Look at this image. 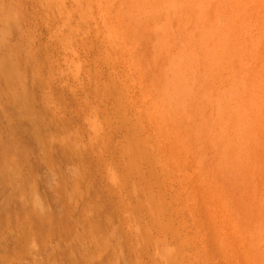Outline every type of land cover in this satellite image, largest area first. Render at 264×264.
<instances>
[{
  "label": "rangeland",
  "instance_id": "rangeland-1",
  "mask_svg": "<svg viewBox=\"0 0 264 264\" xmlns=\"http://www.w3.org/2000/svg\"><path fill=\"white\" fill-rule=\"evenodd\" d=\"M111 1L133 62L88 6L0 0V264H222L210 193L264 223V0Z\"/></svg>",
  "mask_w": 264,
  "mask_h": 264
},
{
  "label": "bare ground",
  "instance_id": "bare-ground-1",
  "mask_svg": "<svg viewBox=\"0 0 264 264\" xmlns=\"http://www.w3.org/2000/svg\"><path fill=\"white\" fill-rule=\"evenodd\" d=\"M71 1L73 2V0ZM74 1L77 2V5L81 7L84 6L86 12L89 9L93 15H96L95 19H97V21L102 22L101 23L102 25L106 24L105 27H107L106 28L107 30H105V32L107 31L106 37L108 38V43H109L108 51L110 54L118 56L121 54L120 51L123 50L122 54L126 52V56H128V59H127L128 61H132L133 59L135 60V57H134L135 53L133 51L129 52V50L125 49L126 46H128V41L124 39L125 34L122 32L123 24H124V21H123L124 16H123L122 9L118 7V5L120 4L117 1L116 2L111 1V0H74ZM124 4L126 6V3ZM77 5L74 4V6L72 7H75V6L77 7ZM87 6H88V9H87ZM96 7L97 9H94ZM126 9H129L128 5ZM203 9L204 11L208 12V9H206L205 7ZM85 10H83V12ZM94 11L96 12L94 13ZM79 13L83 15V13L81 12ZM76 26L79 27V25H76ZM67 29H70V27ZM97 30H99V28ZM76 31H78V29ZM230 46L231 45H229V47ZM131 64L133 65L134 63H131ZM262 89H264L263 86H262ZM262 99L264 101V91L262 92ZM151 120L157 125L158 131L161 132L162 131L161 121L155 119L154 117H152ZM237 123H240V121ZM244 126H246V133H244V138H246L247 135H250V133L259 134L260 130H264V114H262L259 118L256 116V117H251L247 119V123L246 125L244 124ZM242 131H243V128H242ZM246 142L244 144V148L250 151V149H252L251 147L252 143L249 142L248 144ZM258 149L259 151L258 152L256 151L257 161L259 163H263L264 162L263 145L259 146V148L257 147V150ZM231 161L228 160L227 162L228 167L232 166L236 168L233 164H231L232 163ZM249 163L250 161H246V162L239 161L238 170L240 169L247 170L249 168L247 166ZM240 181L242 183L244 182L243 180H240ZM205 228L207 232L209 234L211 233L213 236L212 238L213 241H212L211 246L218 253V260L220 259L222 264H264V223L262 222L261 217L257 213V210L250 207L249 204H247V201L245 199L239 205L230 206L228 204H225L222 201V198L220 195L216 193L208 194L206 198V205H205Z\"/></svg>",
  "mask_w": 264,
  "mask_h": 264
}]
</instances>
